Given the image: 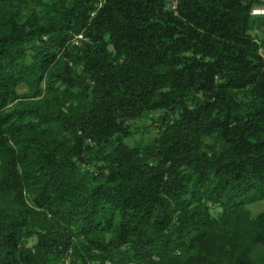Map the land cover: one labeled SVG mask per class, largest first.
Instances as JSON below:
<instances>
[{
    "label": "trees",
    "instance_id": "obj_1",
    "mask_svg": "<svg viewBox=\"0 0 264 264\" xmlns=\"http://www.w3.org/2000/svg\"><path fill=\"white\" fill-rule=\"evenodd\" d=\"M256 7L0 0V264H264Z\"/></svg>",
    "mask_w": 264,
    "mask_h": 264
},
{
    "label": "rangeland",
    "instance_id": "obj_2",
    "mask_svg": "<svg viewBox=\"0 0 264 264\" xmlns=\"http://www.w3.org/2000/svg\"><path fill=\"white\" fill-rule=\"evenodd\" d=\"M53 1H57V0H53ZM257 34L264 39V28L260 31L257 32ZM28 91V87L26 86H22L19 88V92L20 93H26ZM13 105L9 106V109L12 107ZM149 121L147 119H143V120H139L136 122V126L138 128H142L144 127V125L148 124ZM142 130V129H141ZM153 134H148L145 136V139L147 140L148 138H150ZM142 137V134H137L135 138L140 139ZM133 143V140H131ZM255 212H261L264 210V202L257 204L254 208H252ZM36 238H33L30 240L29 242V246H33L36 243ZM68 264V263H67Z\"/></svg>",
    "mask_w": 264,
    "mask_h": 264
},
{
    "label": "built area",
    "instance_id": "obj_3",
    "mask_svg": "<svg viewBox=\"0 0 264 264\" xmlns=\"http://www.w3.org/2000/svg\"><path fill=\"white\" fill-rule=\"evenodd\" d=\"M170 2V7L174 12H177V8H178V2L179 0H169ZM252 15H264V8L263 7H256L253 11H252ZM81 37V36H80Z\"/></svg>",
    "mask_w": 264,
    "mask_h": 264
}]
</instances>
